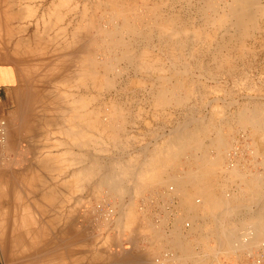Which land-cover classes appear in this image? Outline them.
<instances>
[{
	"label": "bare ground",
	"instance_id": "1",
	"mask_svg": "<svg viewBox=\"0 0 264 264\" xmlns=\"http://www.w3.org/2000/svg\"><path fill=\"white\" fill-rule=\"evenodd\" d=\"M21 1H24V0H0V75L2 73L7 74V76H9V78L11 80V83H12L11 85H13L12 87H13V94H14V96H13L14 97V101H13L14 107L13 106L11 107V108H13V110L11 109V111L14 114V120H15V121H12L13 120V115H12L10 117V119L8 118L7 121L5 120V121L1 122V125H2L1 131H2L3 140H4L2 142H5V140H6V142H8L10 145L13 146V143L14 142L16 143V141H14L15 137L16 136L20 137L19 134L23 132V131H17L18 128H19V130L24 129V132H27V135H24L27 138H25L22 135L23 138L26 140L25 142H27V139L29 138L28 135L34 134L33 128H35V130H36V128H37V130L39 128L38 120L36 122L34 121L38 118L41 121L40 126L42 125L43 129L45 128L44 133H46V134L50 133V136H51L50 138H52L53 134L55 135V138H56L57 132L59 133V135H61L60 136L61 138H62V136L67 137V138L65 137L67 139V141H64L63 139H59L57 137V139L59 140V141L57 140L59 143L57 145H55L53 143L54 140H51L52 143L50 141H48L49 142L48 145L50 144L49 147H48V145L46 147H43L44 149L41 147L42 151L39 150L40 148L39 149L37 148L39 153L44 152L42 155L37 156V155L33 154L34 157H32L33 155L31 156L32 159L34 158V160L37 161V162H35L33 160V162L29 163V167H31V168H32V165L33 166L36 165L35 167L37 169L35 167H33L32 168L33 170L36 169L39 171L40 167H42V169L44 168V169H46V171L48 170V172H49V170L54 169L56 172L59 173V175H58V173H55L56 175H58L57 176L58 179H57V177L55 179L53 178V177H55L54 176L55 174L52 175L51 173H49L48 175H49V177H51V180L53 179V180L58 182L59 177L61 175L63 178L62 179L60 177L58 184L56 182L55 184H57V185H55L54 186L55 188L53 189L54 184L52 183L53 184L52 186L49 184V182H51L49 180L50 178L47 176V172L44 171L46 173V176L48 179V180L46 179V181H49L48 182L49 188L52 187V189H50V190H51V192H53L52 190H54V193H51V192L48 193L49 191L47 192V190H49V188L47 190L45 188V191L43 189L42 190L40 189L43 192L39 191V195H40V192L44 195L43 200L45 202L40 200L42 198H37L39 196H37V197L34 196L35 198L39 199L37 201L38 202L41 201L42 205L44 203H45V205H47L46 203H48V205H49L51 199L54 198V196L56 194L58 195L59 191H60L61 196L63 195V197L69 196V195L64 196V193L74 194L75 193V192H73L74 189H79L81 192V191H83V189L85 190V188L88 187V186L85 187V185L88 184L85 182H89L91 179L99 176L100 180H96L99 182H97L95 185L91 186L92 187L91 191H93V193H96L94 196L101 193L102 187L106 186L107 190H109V192L112 193L109 196L110 197L112 196L113 198L119 197V199H121L122 202L119 200L121 203H118V207H119L120 212L117 208H115L116 205H114V207H113V205L107 207V205L104 204L105 202H103L101 204H99V202H98V208H100L103 212H105V215H107V216L111 215L112 213L113 214L114 213L120 214L119 215L120 218L117 222V227L118 228H120V227L129 228V230H131L129 236L133 239V240L131 239L132 242L137 241V240H135V238L138 239V237H139L138 234L144 235V238L146 239V241L150 247L149 248L147 246L148 249L146 248L145 251H147V254H149L148 253L149 249H152V252L153 251L155 252V253L153 252L155 255L153 257V262H151V264L152 263L153 264H187L188 261H190L191 264H209V263H211L212 259H214L215 256H218L219 253L216 254L218 251H216L212 247L210 248L209 245L206 244L208 242V237H207L208 235H203L204 234L203 232L205 230L206 231L205 233H209L210 235L211 234L213 235L216 227L214 228V225H211V223H210V225L208 224L209 226L204 224V223H203L204 225L203 224H197V220L199 218L209 217V218H214V221L216 222L218 220L216 218H218V216L221 214L226 215V216H224V217H227L226 219H228L229 216L231 218V215H233L234 217L242 215L245 217V219H246V217H248L247 220L248 219L249 220L247 222L250 221V224H251L250 225L249 223H247L250 226L248 225V226L244 227L246 229H244V233L242 232V234L239 237L237 235H235L238 233V232L236 233V231L238 230L239 227L236 230V228L233 227L234 225H236V224H234L233 221L230 223L234 224V225H231V226L228 225L227 227L223 226L222 227L223 229H221V230L219 229L217 232L223 236L222 243L220 241L221 247L227 246V247H225V249H227V251L232 252V253H235L237 251L243 252L244 256L242 258H245V260L243 259L245 261V264H249V262H250L249 257L255 258V257H259V256H264V202H263V204L261 203L262 206L260 207V209H258L259 211L257 210V212H253L254 210H251V211L249 210V208H251V206L253 205L252 203H254V201H257L259 203L260 200L264 199V181H262L263 178L261 179V175H259V176L256 174L253 175V173H252V176L250 175V178H247L246 175H247V173L249 174L248 168H246L245 171H241V168L239 169L240 166L239 167L237 166V163L240 164L239 161L237 162L236 159H234V158H232V159L228 158L227 159L228 154H229L231 149L235 150L236 153L238 151H240V149L238 148V146H235V145L232 146L234 143H232L230 145V143L228 142L229 139H227L229 136V132L232 133V131H234L235 129L234 130H230V129L227 130V127H226L227 124H229V123H235V124H238V126H240L241 129H243L244 133H246L245 129H247V127H250L251 129L248 133H246V135L250 136V138L252 140V143L250 145H254L256 148V149L252 150L251 152L254 153V155L256 154V156H258V155L260 156L261 155L260 153H262V156H263V153H264V108H263V106H261L262 102L260 103V106L257 105V102L256 103L253 102L256 105H254V104L252 105L251 103H250V105L248 103H243L242 105L240 104V106L237 109H235L234 112L231 113L230 117L229 116L227 117V115L223 116L222 112L224 109L223 110L220 109V110H222V112L221 111L218 112L217 109L219 110V108H217L215 110V112L216 113L218 112L220 114L222 113L221 115L223 116L222 117L220 115L221 118H219L218 120H216V118L218 117L219 114L217 113V116L213 115L214 114L213 109H212L213 114L212 115L210 114V116L208 115V116L201 117L199 115V118H197V116L195 117V116H193V113H191L192 117L189 118V116H188L187 119L185 118L186 119V120H184L185 122L183 124L181 123L182 126L179 125V127H177V129H175L174 131L170 130L171 132L168 135H165L163 137L162 142L160 144H159V142L161 140L159 142L156 141V143L154 142L155 143V145H154L155 147L153 146L154 149H152L150 151V149H148V147H147V149L150 151V153H149V155L147 154V157L145 158V160H143V159L140 160L141 155H139L140 159L135 158L137 156V152H138L137 151L136 153L134 152V154L132 153L133 155H135L134 159H128V157H127V160H125V159L124 160H115V158H116L115 157L113 159V161L115 160V162L112 161L113 163L108 164V165H110L108 167L104 166L103 164L107 161H105L104 163H101V160H100V159H102L103 154H101L102 157L100 156L101 157L100 159H98L96 156L97 153L100 154L101 147L106 145L109 148H112V147L114 149L116 148L118 151H116L115 153H117V152H123L126 150V148H127L126 144L127 143H125V142L130 143L129 139H127V137H128L127 135L123 139L122 126L118 125V126H120L118 128V126H117L118 120L115 119L116 117L120 118L121 115H123L124 112H126V111H122L123 107L121 106V102H120V106H121L120 107L119 104H117L115 101L112 102V100L110 103H108L107 107H109V109H111V108H113V109H111V110L107 109L105 107L106 103H103V107L106 108V110L102 111V109L100 107L101 105L98 106L99 105L98 102L100 100L98 101V97H95L93 93H92L93 95L92 94L87 95V94H83V93H81L83 95H75L73 93L74 92L76 93V91L73 90L72 94H70V92L65 91L67 88L63 91L64 93L63 92L61 93L62 89H64L63 85H65L66 82L71 80L72 78H75L76 81H75V85H73V86L76 87V89H77V87L78 88L83 87V88H86L85 90L88 93V90H89L88 88L93 87L94 90H97L99 92H101L102 90H105V92H106V91L117 86V83H116L117 81H115L112 78L113 76H110V78H109V74L114 72V71H116V73L118 71L119 73H117V74H120L121 71L118 70L119 67L117 68V66H118L117 64L120 62H123V63H125V65H127L128 68L129 67L133 68L136 71V73H139V72L142 73L144 75V78H147L149 81H150V79H153L154 76L155 77L157 76L156 78L158 79L159 84L153 83V82H151L152 81L151 80L150 82L152 83V87L149 86L150 91H151L150 96L152 97V99H150V100H152V103H153V104L152 103H150V104H152L153 105L152 107L154 108L152 110L155 111L158 108H160V110L161 109L164 110L165 107L174 106V105L180 106L182 108V106L185 105L187 102H189L188 100H190L192 95H195V92L197 91V89H195L196 88L195 84L197 82L194 84L193 83L194 80L192 81L191 77L189 78V75H188L191 67L188 68L184 64L181 66V68H177V66H176L178 60H180L179 57L182 55V52H183L181 49H183L185 47L184 45H185L188 37L187 38H184V37L187 36L186 35L187 30H189V29H187L185 26L184 27L187 30L182 29L184 27H182V28L179 27L181 29H179V28L177 29V28H175L176 26H178V25L175 26L176 23L174 24L175 27H173L174 20L176 19V18L174 19L175 16L173 17V19L170 18V20H167V19L164 20L165 19L164 17H163L164 18L163 19L162 16H159L160 13L158 14V17H161V21H158L157 19L152 18L153 20L148 22V23H146V20H145L144 23H146V25L143 24V25H141L142 27H140L139 24L137 22H135V20L140 22L143 19V21H144L143 17H145L146 14L143 15V17L142 16L139 17L140 19L142 17L141 20L137 17H136L137 19L131 20L129 18V15L131 13L130 11L133 10L132 12H134V9L137 8V7H135L134 4H133V6L135 8L134 7H133V9L130 8V11H129V9H127L126 6H125L126 8L122 6V5H126V4H123V3H125V2H123V0H105L104 2H101L102 8H103V5L105 6V8H106V6L109 7V9L111 11L109 12V10H108V12L112 14V16H109V17H111V19H114V20L115 19L118 20L119 18L122 19L121 20L122 24L119 23L120 25H115V23H114V24H112V27H110V26L106 27L105 25H107V24L104 25L102 23L105 26L104 27L103 25L101 26V24H100L103 21V19H102V21L100 20L101 22L99 21V23H96L98 21H96L95 18H92L90 16H88L89 20L86 22V24L83 23L85 21L84 20L85 14L87 13V9H86V7H87L86 3L87 2H86L85 4L82 5L84 7L83 11L81 10V12L79 13L81 16V19L80 20L79 19L78 20L70 19V21L67 24V27H64V28H66V30H68V33H66L67 35H64L65 38L62 36L64 38L63 39L64 41H62L61 34H60L61 32L59 33V30H60L59 22L62 21L61 18H62L63 14H61V13H63L64 11L61 13H58V12H56L57 11L56 9H57V7L59 8L61 1L63 4L68 0H66V1L65 0H60V1L57 0L58 2H56L55 0L53 1L52 7L53 6L54 7L51 8L52 10L50 12L53 14L51 15V17L49 16L50 17V19L48 18L49 21L42 14H41L42 16H40V17H37L39 14L37 16L32 15L36 12L35 9H37V8L33 9V8H31V5H27V7H30L35 12H32L33 10L31 11L30 9H28V11H27L26 4L23 5L24 7H26V8H24L23 6H21L22 5ZM29 1H32V0H28V2ZM19 3H21V4L19 5ZM24 3H25V1H24ZM56 3L59 5H57ZM68 3H69V1H68ZM99 3L100 2L97 3L98 4L97 6H99V8L97 6H95L98 9H100V7H101L100 6L101 3H100V5H99ZM212 3H209V4L212 5ZM215 3L216 2L213 3L214 8L216 7V6H214ZM17 4L19 5V7L21 9V11H19L20 9L16 8V9H18L19 12L15 10V5H17ZM62 4H61V6H62ZM65 4L67 5V2ZM65 4L63 6H66ZM78 5L76 3L75 7H73V8H75V9L78 8ZM90 5H91V3H90ZM217 5H219V4H217ZM257 6H258L257 0H232L231 2H228V4L225 7L222 8L223 11L221 10V7H220L221 12L215 11L216 15L215 16L213 15V17L210 16L211 17V18H209V19H211L210 22L208 21L209 19L207 20L210 23L209 25H212V27H211L212 33L211 34L208 33V35H207L208 30H205L207 28V26L209 27V25H207V24H206V28L204 29V31L202 29H200L201 28L200 27V28H196L197 30L193 29V31H190V32H194L195 37L193 35L192 36L195 39H198V38L201 39V36H203L204 41L206 39V35L209 39V40L207 39L208 41H210L211 39L214 40V38L217 36L216 34H218L219 32L223 33L222 38L219 37V38H221V40H223L224 38H227L226 36L231 35L232 29L237 30L239 32L242 31V35H240V36L246 37V35H249L251 33L250 32L251 29L254 30V28H256L258 26ZM21 7H23V8H21ZM130 7H132V6H130ZM24 9H26V13H25ZM68 9H70V7ZM71 9H72V7H71ZM148 9H149V6H148ZM215 9L218 10L217 8H215ZM215 9H213V10H215ZM58 10H60V9H58ZM150 10L152 11V9H149V11ZM157 10H158V8H157ZM263 10L264 9H262V11H260V8H259L260 13H263ZM29 11H31V12H29ZM88 11H90V9H88ZM95 11H94V14H95ZM137 11H138V13H136ZM137 11L135 10V14H136V16H139L140 12H139V10H137ZM21 12H23V14ZM28 12H29V14L27 15ZM65 12H66V10H65ZM146 12H148V10H146ZM154 12H151V14ZM50 13H49V15H50ZM105 13H107V12H105ZM105 13H103V14H105ZM79 14L77 13V15H79ZM111 14H109V15H111ZM161 14H163V13H161ZM24 15H26L27 19H29L31 16L37 17V18L35 17L36 21L34 20L35 21V24H34L35 29H33V31H30V28L28 30L26 29L25 24H24L26 18ZM82 15H84V16H82ZM89 15H91V14H89ZM133 15H134V13H132V16ZM148 15H146V16H148ZM152 15L155 16V14H152ZM102 16L104 17V15H102ZM154 16H152V17H154ZM94 17H96V16H94ZM155 17H157V16H155ZM207 17H209V16H207ZM207 17H206V19H207ZM133 18H135V15ZM45 19H46V21H44ZM86 19H87V16H86ZM97 19H99V18H97ZM147 19L151 20V18L150 19L147 18ZM162 19L164 21H162ZM107 21H108V19H107ZM112 21L110 20L111 23L114 22V21L113 22ZM110 22H109V24H110ZM206 22H204V23H206ZM16 24H17V26H16ZM46 24H48L47 25L48 27L50 25V29H47L48 27L46 28ZM92 28L96 29L95 34L91 33ZM185 30H186V32H185ZM218 30H219V32L217 33ZM46 31H48V33ZM188 33H189V31H188ZM63 34H65V33H63ZM152 34H153V36L154 35L158 36L160 43L162 42V44H160V45H164L165 49L167 47V49L164 51L167 52L166 53L167 56L169 54H171V55H169L171 58V59L170 58L169 59L172 60L171 63L166 64L167 62H164L162 59H160L161 60L160 61L159 58H157V57L153 58L155 53L153 54V56H151L152 55L151 53L153 50L150 51L149 47H147V46H149V42L145 46H142L143 49L141 48L139 51L132 50L131 49L132 47L129 49V46L132 43L128 42L127 41L128 39L130 40V39L137 37V38H140V40H141V38L144 37V38H146L145 41L147 39H148L147 41H150V40H152L150 37V36H152ZM190 34H192V33H190ZM125 35L127 37H128V35L133 36V37H130L126 40L128 43L124 39ZM213 35L214 36L216 35V36L213 37ZM188 36H189V34H188ZM204 37H205V39H204ZM228 38H229V40L232 39L230 37H228ZM190 39H188V40H190ZM60 40L63 43L64 42L65 43L64 44L61 43ZM224 40H227V39H224ZM224 40L222 41V43L224 42ZM137 41H139V39ZM132 42H134V41H132ZM138 43H140V42H138ZM207 43H209V45L212 44V43L210 44V42H207ZM207 43L205 42V44H207ZM150 44L152 45V43H150ZM169 44H170V46L171 45L172 46L170 47ZM205 44H204V46H205ZM96 45H97V48H95ZM153 45H154V49H155L156 44H153ZM158 45H159V42H158ZM169 47L171 48V50L168 49ZM133 49H136V48L133 47ZM177 49H179V51H182V52H179V53H181L179 57L176 54ZM117 50L119 51L117 54H120V56L116 55ZM164 51H163V53H164ZM217 52H219V51H217ZM113 55H114V58H112ZM67 56H68V58H67ZM167 56H165V57H167ZM34 57H36V59L38 60L37 66H39V70L41 68L42 69L45 68L44 70L46 71V72L44 71L43 74L40 72L41 70L39 71L40 73L38 72L39 75L36 77L42 76V79L38 78L39 79L38 81L36 80V77H33V74L31 73V71H33L32 69L31 70L29 69L30 72H28V67L29 68L33 67V66H31V61H30V63L28 61L30 60V58H34ZM65 57L67 60L65 59ZM177 57L179 59H177ZM184 57L186 58V56H183V59L185 60ZM28 58H29V60H27ZM47 59H49V60H47ZM221 59H222V57H221ZM26 60L30 65L25 63ZM32 60H34V59H32ZM170 60H168V61L170 62ZM184 60H183V62H184ZM114 61H115V63H114ZM183 62L180 60V62H178V63L181 64ZM32 63L36 65V63H34V61ZM185 64L188 65V63H185ZM121 65H122V63H121ZM217 65L220 66V64H217ZM220 68H221V66L217 69H220ZM36 70H37V68H36ZM207 71H209V70H207ZM35 74H37V73H35ZM210 74H211V71H210ZM213 75H214V73H213ZM190 76H191V72H190ZM213 77H215V76H213ZM43 78H45V79H43ZM133 79L136 80V78H133ZM41 80H45L49 84L52 83L53 86L51 84L50 85L53 88H58L59 86H61L62 88H60V89L58 88L56 93L54 92L55 94L50 95V96H47L49 94H47L45 92L46 93V96H45L42 93L43 88H45L43 86L45 84L44 83L45 81L44 82L42 81L43 82L42 83ZM132 80H130L131 81L130 85H132V83L135 81L134 80L132 82ZM137 80H138V82H137ZM137 80L135 82H137L139 85V83L141 82V79L139 78ZM139 80H140V82H139ZM145 80L142 79V81H143L142 85H144ZM8 81L9 80H7V82ZM73 81H74V79H73ZM149 81L146 83H149ZM71 82H72V80H71ZM135 82L133 84H136ZM47 83H46V85H48ZM67 83H70V82H67ZM115 83H116V86H115ZM146 83H145V86H146ZM66 86L69 87L68 84H66ZM46 88H47V86H46ZM48 88H49V86H48ZM78 91H77V93H79ZM90 92H92V91H90ZM52 93H53V91H52ZM98 93H97V95H98ZM101 93H103V91ZM201 94L203 95V93H201ZM201 94L199 93V96ZM25 96L27 97L26 98L27 101L25 100L26 102L24 101ZM100 97H101V95H100ZM205 97H206V95H205ZM205 97H204V99H205ZM95 104H98V105H95ZM104 104H105V106H104ZM110 104H112L111 107L109 106ZM123 104H125V103H123ZM190 105H192V104H190ZM215 105H217V104H215ZM150 107H151V105H150ZM214 109H215V106H214ZM122 112H123V114H122ZM39 113H41V114H39ZM42 113H44V114H42ZM155 113H153V114H155ZM157 113H159L158 110H157ZM226 113H228V112L226 111ZM191 114H190V116H191ZM232 114H234V115H232ZM38 115H41V116H38ZM170 115L172 117V114H170ZM25 116L27 118V119H25V121L27 122V120H28L30 122L29 125H27L28 122L25 123V125H22L24 123L23 118H25ZM124 116H123V118H124ZM169 116H166V117H169ZM155 117H154V119L156 120L158 118L157 114ZM123 118L122 119L120 118L121 122H122ZM114 120L117 124L114 123ZM169 120H171V119H169ZM16 121H18L17 123H20V121H23V123L21 122L22 124L21 123L17 124L18 125V128H17L16 123H15ZM105 121H106V123H105ZM124 121L125 120H123V122ZM147 123L149 124L150 122H147ZM33 125L38 126V127H32ZM224 125H225L226 129H223ZM230 126H231V124H230ZM230 126L228 125V127H230ZM15 127L17 129H15ZM21 127H22V129H21ZM47 128H50L51 130L48 129V132H46ZM120 129L122 132L120 131ZM225 130H227V131H225ZM240 130H237V132ZM243 131H241V132H243ZM39 133L37 131L36 135H38ZM153 133H152V135H154ZM24 134H26V133H24ZM130 135H129V138L131 140ZM161 135H162V132H161ZM131 136L136 137L134 135H131ZM34 137H35V134H34ZM46 137H49V136L46 135ZM137 137H139V136H137ZM23 138L21 137V141ZM37 138L35 137L32 141L35 140L34 142H36ZM41 138L44 141L41 140ZM233 138H235V137H233ZM45 139H48V138H45ZM45 139H44V137L39 138L40 142L43 141V146H44V144L45 145L47 144ZM125 139H127L128 141L127 140L124 141ZM248 139H249V137L247 138V140ZM19 140H20V138H19ZM136 140H139V138ZM232 140L233 139L231 138L230 141L232 142ZM244 140H245V137H244ZM28 141L32 142L31 140H28ZM39 141L37 140L38 144H40ZM55 141H56V139H55ZM134 141H135V138H134ZM17 142H18V140H17ZM233 142H235V141H233ZM243 142H240V143H243ZM31 144L32 143H30V145L28 146L29 147L28 151L31 150V152H33V151H35L36 147H40L42 142L40 145L36 144L37 146H35V143H33L34 145H31ZM138 144H140V143H138ZM156 144H159V145H156ZM235 144H237V143H235ZM244 144H246V142H244ZM244 144L242 145V148H243V146L246 147ZM10 145H8V149H9V147H11ZM15 145H14V147H16ZM60 145L66 146V147L61 146L64 150L63 149H62V151L59 150ZM148 145H150V144H148ZM32 146L33 147L35 146V149H33ZM240 146H241V144H239V147ZM107 147H104L105 151H108L107 153L110 154ZM53 149H55V151H53ZM141 149H146V148H141ZM210 149H214L215 152L213 150H210ZM56 150H57V152H56ZM103 151H104V149H102L101 153H103ZM111 151H113V149ZM244 151H245V149H244ZM140 152L142 153L143 151H140ZM199 152H201V153L199 154ZM107 153H106V156H107ZM37 154H38V152H37ZM125 154H126V152H125ZM185 154H187V155H185ZM120 155H121V153H120ZM133 155H131V156L133 157ZM29 156H30V154H29ZM36 156H37V158L35 159ZM127 156H128V153H127ZM131 156L129 158H131ZM142 156H144V155H142ZM120 157L118 156L117 158H120ZM184 157H186L185 158L186 163L184 162V164H186V167L185 168L183 167L184 169H182V167H181V170H180L179 168H177V166L181 165V163L183 162L182 159ZM110 158H112V157L110 156ZM110 158H108V159H110ZM121 158L123 159V155ZM32 159L30 158V160H32ZM108 159H106V160H108ZM27 160L30 161L29 158H27ZM111 160H109V161H111ZM109 161H108V163H109ZM34 162H35V164H32ZM20 163H22V162H20ZM263 163H264V161H263ZM22 167H24V166H22ZM246 167H248V166H246ZM32 169H31V171H33ZM27 170L28 169L26 167V169L24 170V173ZM29 171H27V172L29 173ZM31 171H30V175L32 173ZM41 172H42V170L40 169L39 173L37 172L38 175ZM28 173H26V174L30 177V175ZM5 174H6V172H5ZM14 174H15V172H14ZM21 174H23V173H21ZM26 174H25V176H27ZM33 174H34V172H33ZM50 174H51V176H50ZM0 175H2V174H0ZM9 175H10V173H9ZM35 175H34L35 178L34 177H30V178L24 177L22 175L24 179L29 178L28 180H26V182H24L22 184L25 186L27 181H28V183H27L28 185L25 186V187H27L26 188L27 193L24 194L25 196L28 194L30 197L33 196L34 194L36 195L38 184L36 185L37 187L35 186V184L38 181H41V179L44 178V180H45V178H46L45 176H43L44 174H40L39 176L41 178L39 177L40 179L38 178L39 179L38 180ZM6 176H8V174H6ZM64 176H65V178H64ZM12 177L13 176L10 175L9 177H6V178L9 179ZM15 177H16V175H15ZM6 178L4 177V175H2L0 177V180L2 182H4L3 184H5V183L8 184V182L6 181L7 180ZM19 178L20 177H18V180H19ZM12 179L14 180V177ZM23 181H25V180H23ZM55 181H53V182H55ZM60 181H62L61 185H60ZM237 181H242L241 183H243L244 185L242 184L243 186L240 187L241 183L238 184ZM94 182H95V180H94ZM41 183H42V181H41ZM41 183H39V187H40V185H42ZM45 183L47 185V182H45ZM3 184H2V186H3ZM7 184L4 185L5 188L4 187L2 188L3 190H7L9 188V186L7 187ZM234 184H238L236 189L233 188V186H235ZM46 185L44 184L45 187H46ZM44 186L42 185L41 187L44 188ZM0 187H1V185H0ZM17 188H18V186H17ZM12 189H14V188H12ZM15 189H16V187H15ZM55 189L58 190L57 193L55 192ZM63 190H66V191H63ZM100 190H101V192H100ZM146 190L151 193L150 194L152 196L151 198H154L157 202L163 203L162 207H167V205H171V206L175 207L174 208L175 212L173 210L170 211V212H172V211L174 212V214H173V216H171V218H169L167 216V218L160 219L157 222L152 219L151 213H153V211L151 212L150 209H151V207L154 208V206H156L157 204L154 206L152 204L151 205L147 204V203H150L148 200L149 197L146 199L147 195L146 196L143 195L144 191H146ZM8 192H9V189H8ZM45 192L48 193L47 196H49L50 194H52V195L47 197L44 194ZM88 192H89V190L87 191V193ZM15 193L16 192H14V196H15ZM18 193H23V192H18ZM87 193H86V195H87ZM106 193H107V191H106ZM72 194H71V196H72ZM29 196H27V198ZM45 196H46V199H48V201L45 200ZM109 196H107V197H109ZM125 196H131L133 198L135 196L136 199L139 198L138 200L145 197L146 200L141 199L142 205L140 204L141 202H139V204L141 206H138V204L136 205L133 202L134 199L132 200V198L130 200L131 201L130 203L124 202ZM34 197H33V200H34ZM55 197H57V196H55ZM60 198L61 197H58L59 200H60ZM67 198L69 199V197H67ZM12 199H13V197H12ZM58 199H56L58 202L55 200V198L51 202L55 201L56 205H57V203L60 204L62 202V200H61V202H59ZM74 199H76L75 196H74ZM95 199L97 200V198H95ZM105 199H106V195H105ZM33 200H32V202H30V204L27 203V207L30 206L31 204H33ZM71 200H72V198H71ZM99 200H102V199H99ZM68 201L70 202V200H68ZM12 202H13V200H12ZM154 202L155 201H153V204H154ZM65 203H67V201ZM88 203H90V201ZM11 204H13V203H11ZM20 204L21 203H19V205ZM38 204H40V203H38ZM50 204H53V203H50ZM59 204H58V206H59ZM76 204H78V203L76 202ZM76 204H75V206H76ZM90 204H92V203H90ZM45 205H43V206H45ZM54 205L55 204H53V207H54ZM254 205H256V203ZM259 205H260V203H259ZM47 206H45V207H47ZM49 206L52 207V205H49ZM49 206H48V208H49ZM21 208H23V207H21ZM58 209L59 208H57V207L55 208V210L50 209V213L52 214V211H54V213L56 215V212L58 211ZM70 209H69V211H70L69 213H67L68 211L66 212L67 214H70L73 211V208H72V210H70ZM61 210H59V212ZM75 211H76V209H75ZM139 212H141L142 214H140ZM149 212H151V213H149ZM66 213H65V215L67 216ZM44 214H45V217H44L45 221L46 220L48 221V219H46L47 213L44 212ZM59 214H58V216H60ZM73 214L74 213H72V215ZM35 215H38V214L36 213ZM41 215H42L41 217H43V214H41ZM33 217H35V216H33ZM41 217L38 218V219H40V222H39L40 224L38 223L39 225H41L43 223V222H41ZM51 217H49V219ZM37 218H33L32 222L36 221ZM58 218L60 219V217H57V218L55 217V220L57 219L58 221L57 220L56 221L61 223V221H59ZM68 218H69V216H68ZM157 218H156V220H157ZM66 219H67V217H66ZM169 219L172 220V221H170V222H172L171 223L172 227L170 226L171 229L170 230L168 229L170 232L169 231L166 232L165 230L162 229V226L165 222H168ZM245 219L241 221L242 224L243 223L245 224V222H246ZM52 220L53 219H51V221ZM63 220H65V219H63ZM68 220H69V223L67 225L69 227L70 221H73V219L72 220L68 219ZM68 220H66V221L68 222ZM47 221H46V223H47ZM56 221H54V223ZM207 221H208V219H207ZM222 221H224V218ZM225 221L227 222V220H225ZM19 222L21 223V221H19ZM209 222H211V221H209ZM218 222H220V221L218 220ZM54 223H50V224H52L53 228H56V226L54 227V225H53ZM56 224L58 227L59 223H56ZM62 224H66V223H62ZM221 224L222 223L220 222L218 227ZM226 224H229V221ZM21 225L23 226V223ZM165 225L167 226V224H165ZM223 225H224V222H223ZM29 227H31V226H29ZM66 227L67 226H65L63 228H66ZM240 227H243V226H240ZM40 228H41V226H40ZM67 228L65 230H67ZM42 229H45V223H44V227H42ZM70 229H68V231H70ZM22 230H23V227H22ZM245 230H247L246 233H245ZM40 231H42V230H40ZM60 231H61L62 235L64 234L66 236L67 231H63V232H62V230H60ZM186 231L189 232L190 234H193L195 232L200 233L199 237H201V238L198 241H200V242L204 241L205 246H208V247L204 248V249H206L204 254L196 253V249H194L195 241H193L191 239H187V238H189L188 237L189 235L186 234ZM64 232H66V234ZM75 232H77V231L75 230ZM239 232H240V229H239ZM48 233H46V234H48ZM54 233L57 234L56 232H54ZM38 234H40V233H38ZM78 234H79V232H78ZM43 235H44V233H43ZM58 235H59V233H58ZM58 235H55L56 236L55 241H52L50 239L52 241V246L56 242V247H58V249L56 248L57 250H59V248L61 249L63 244L66 242L68 243L67 245L70 244V247H71V245L74 242L71 244L70 241H73L75 239V237L77 236L74 233L75 237L73 240H72V236H73L72 234H70L71 240L69 237H68L69 240H68V238H66V239L64 238L65 240H61L62 236H60L59 239L61 241H65L63 243V242H60L59 239L57 240V238L59 237ZM70 235H67V236H70ZM41 236H42V234H41ZM234 236L238 237V239H236L235 241L233 240ZM30 237H31V233H30ZM34 237L35 238H33V239H36L35 235H34ZM45 237L47 238V236H45ZM53 237H54V235H53ZM53 237H52V239L55 238V237L54 238ZM84 237H86V236H84ZM130 237H129V241H130ZM27 238H29V236H27ZM38 239H40V238H38ZM107 239H108V237H107ZM192 239H194V238H192ZM44 240H45V238H44ZM66 240H68L69 242ZM198 241H196V242H198ZM104 242H106V240ZM104 242H103V244H104ZM60 243L61 244L63 243V244L60 246ZM43 245H44V243H43ZM137 245H138V243H137ZM49 246H51V244ZM73 246H75V244H73ZM215 246H217V245H215ZM65 247H62L63 253L61 250L59 252H57V250H56V252H57L56 260H54L52 258L53 261H55V262H53L51 260L52 263L56 264V261H57L58 264H66L69 262L71 264L72 263L76 264V260L78 258L77 255H75V253L77 252L76 249L72 250V252L76 251L75 253L73 252L74 253L73 254L71 252V250H67V249H65ZM70 247H68V249H70ZM219 247L217 248L218 250H219ZM43 248H45L44 250L46 252L47 251L46 246L42 247L41 248L42 251L40 250V252L44 251ZM71 248H73V247H71ZM81 248H83V247H81ZM88 249H89V247H88ZM105 249H106V247H105ZM90 250L92 251V249H90ZM90 250H88V251H90ZM26 251H27V249H26ZM36 251H39L38 248L36 249ZM66 251H68V254L66 253ZM69 251L72 253V255H71L72 257L68 256L70 253ZM91 251H90V253H91ZM97 251H98V249H97ZM40 252H38V254ZM80 252H78V253H80ZM94 253L96 254V252H94ZM153 253H151V254L153 255ZM97 254H98V252H97ZM100 254H102V252ZM20 255H21V253H20ZM31 255H34V254H31ZM36 255H37V252H36ZM44 255H45V253H44ZM152 255H151V258H152ZM37 256L33 260L37 261L39 259V258H37ZM54 256H55V253L52 257H54ZM86 256H88V255H86ZM99 256H101V255H99ZM237 256H239V255H237ZM46 257H48V255ZM132 257H134V256H132ZM143 257H144V255H143ZM43 258H41V259H43ZM27 259H28V257H27ZM66 259H68V260L70 259V260L67 261ZM80 259L83 260V257ZM103 260H104V258H103ZM124 260H125V257H124ZM127 260H128V258H127ZM215 260H217V259H215ZM218 260H219V258H218ZM39 261H41V260L39 259ZM39 261L34 262V263L39 264L40 263ZM96 261H98V260H95V262ZM28 262H29V260H28ZM45 262L46 261L43 260V263H45ZM93 262H91V263L93 264ZM254 262H256V261H254ZM0 263L2 264L1 261H0ZM31 263H33L32 260H31ZM31 263H29V264H31ZM49 264H51V263H49ZM216 264H218V263H216ZM238 264H240V263H238Z\"/></svg>",
	"mask_w": 264,
	"mask_h": 264
},
{
	"label": "rangeland",
	"instance_id": "2",
	"mask_svg": "<svg viewBox=\"0 0 264 264\" xmlns=\"http://www.w3.org/2000/svg\"><path fill=\"white\" fill-rule=\"evenodd\" d=\"M24 1H25V3H24ZM24 1H21V3H22V5L21 6H23L24 4H26V7H27V5H31V8H37V9H35V11L33 10V9H31L30 7H24V8H26L27 9V11H28V9H30L32 12H35L34 14H32V15H38L37 17H40V16H42V15H44L45 16V18H47V20H48V18L50 19V17H51V15L53 14V13H50L51 12V8H53L52 7V3H53V1L54 0H32V1H29L28 2V0H24ZM28 3H27V2ZM56 2H58V1H60V0H55ZM66 1V0H65ZM68 1H69V3H68ZM68 1H66L67 2V5L65 4V3H63L62 4V1L60 2V5L59 4H57V5H59V8L57 7V11L56 12H58V13H61V12H63V13H61V14H63L62 15V18H61V20L62 21H60L59 22V28H60V30H59V33L61 34V39H62V41H64L63 39L65 38V36L64 35H67L66 33H68V30H66V28H64V27H67V24H68V22L70 21V19H72V20H80L81 19V16H80V12H81V10L83 11V4H85L86 2V9H87V13L85 14V21L83 22V23H85L86 24V22L89 20V18H88V16H90V17H92V18H95L96 19V21H98V22H96V23H99V21L101 20L102 21V19H103V21L100 23L101 24V26L104 24H107V25H105L106 27H112V24H114L115 23V25H120V24H122V19H118V20H114V19H111V17H109V16H112V14L111 13H109L111 10L109 9V7H107L106 6V8H105V6L103 5V8H102V3L101 2H104L105 0H68ZM72 1V2H71ZM76 1V2H75ZM232 0H123V2H125V3H123V4H126V5H122L123 7H127V9H129V11H130V8H132L133 9V4L135 5V7H137L136 9H134V12H132V11H130L131 13H130V15H129V18L132 20V19H137V18H139L140 16H142L143 17V15H148V16H146L145 15V17H143L144 18V21H143V19H142V17H141V19H142V21H140V22H138L137 20H135V22H137L138 24H139V26L140 27H142L141 25H146V23H148V22H150V21H152L153 19H157L158 21H161V17H158V14H159V16H162V18L164 19V20H170V18H172L173 19V17H174V23H173V27H175L176 25H178V26H176L175 28H179V27H186L187 29H189V30H187L185 27L184 28H182V29H186L187 30V36H185L184 38H187V40H186V43H185V49L183 48V49H181L182 51H179V49H177L176 51V54L178 55V57L180 56V54L181 53H179V52H182V57L180 56L179 58H180V60L183 62V56H186V58H185V60H184V62L183 63H178V62H180V60H178V62H177V68H181V66L184 64L185 66H187L188 68H190L191 67V69H190V71H189V78L191 77V79H192V81H193V83L195 84L196 82V84H195V89H197V93L199 92L200 94L201 93H203V95L201 94L200 96H199V93L197 94L196 92H195V95H192V97L190 98V100H188L189 102H187L185 105H183L182 106V108L180 107V106H177V105H174V106H167V107H165V109L164 110H160V108H158V109H156L155 111L154 110H152V109H154L152 106V100H150V99H152V97L150 96L151 95V91H150V88H149V86L150 87H152V83L151 82H153V83H158L159 81H158V79L154 76L153 77V79H150V81L147 79V78H144V75L142 74V73H136V71L133 69V68H128L127 67V65H125V63H123V62H120V63H118L117 65V68L119 67V69L118 70H120L121 72H120V74H117V73H119L118 71H117V73H116V71H114V72H112V73H110L109 74V78H110V76H113L112 78L115 80V81H117L116 83H117V86H116V83H115V86L116 87H114V88H112V89H110V90H108V91H106L105 92V90H102L103 91V93H101V92H99V91H97V90H94L93 89V87H91V88H88L89 90H88V93H87V91L85 90L86 88H83V87H80V88H78L77 87V89L79 90H77L76 89V87H74L73 85H75V81H76V79L75 78H72L71 80H72V82H71V80H69V81H67V82H70V83H67L66 82V84H68V86L69 87H67L66 86V84L65 85H63L64 86V89H62V91H61V93L65 90V91H67V92H70V94H72V91L74 90V91H76V93L74 92L73 94H75V95H83V94H89V95H91L92 93L94 94V96L95 97H98V101L101 103H99L98 102V104H95V105H98V106H100L101 107V109H102V111H105L106 110V108L107 109H109V107H107L108 106V103H110L111 102V100H112V102L113 101H115L117 104H119V106H120V102H121V106L123 107L122 108V111H126V112H124V114H123V112H122V114L123 115H121V119L123 118V116H124V118H123V120H125L124 122H123V120H122V122H121V120H120V118H115V119H117L118 121H117V123L115 122V120H114V123L115 124H117V126L118 125H121L122 126V130H123V132L121 131V129H120V131L122 132V135H123V139L126 137V135L128 136L127 137V139H129V142L130 143H128V142H125V143H127L126 145H127V148H126V150L125 151H123V152H117V153H115L116 151H118L116 148L114 149L113 147L112 148H109V147H107L106 145L105 146H103V147H101V151H102V149H104V151H105V148L104 147H107V149L109 150V153L111 154H108L107 152L108 151H103V153H101V151H100V154L99 153H97L96 154V156H97V158L98 159H100L102 156V159H100L101 160V163H104L105 161H107V162H105L103 165L104 166H110V165H108V164H111V163H113V162H115V160H127V157H128V159H134V156L135 155H133L134 154V152L136 153L137 151V156L135 157V158H139V155H141L140 156V160H145V158L147 157V154L149 155V153H150V151L152 150V149H154L153 148V146L155 145V143H156V141L157 142H159L160 140V142H159V144L162 142V139H163V137L165 136V135H168L171 131L170 130H172V131H174L175 129H177V127H179V125H181L182 126V124L185 122L184 120H186L187 118H188V116H189V118L190 117H192V114L191 113H193V116H197V118H199V115L201 116V117H203V116H210V114L212 115L213 113V111H212V109L214 110V114L213 115H215V116H217V113L219 112V111H221L222 112V110H223V116H226L227 115V117L229 116H231V113L232 112H234L235 111V109H237L239 106H240V104L242 105L243 103H248L249 105H250V103L253 105L254 103H256L257 102V105L258 106H260V103H261V106H263V108H264V10H263V13H260V11H262V9H264V0H257L258 1V6H257V13H258V18H257V22H258V26L256 27V28H254V30L253 29H251L250 30V34L249 35H246V37L245 36H240V35H242V31H237V30H234V29H232L231 30V35L230 36H226L227 38H224V39H227V40H224V42L222 43V41L223 40H221V38H222V34L223 33H220L219 32V30L217 31V33L218 34H216L215 36L217 37H215L214 35H213V37H215L214 38V40H210V41H208L209 39H208V37H207V35H208V33H212V25H209L210 23V21H211V19H209V18H211L210 16H212L213 17V15L215 16L216 15V13H215V11H217V12H221V10H222V8L223 7H225L227 4H228V2H231ZM260 1V2H259ZM98 2H100L101 3V5H100V3H99V5L101 6L100 7V9H98L99 8V6H97L98 4ZM127 2V3H126ZM137 2V3H136ZM208 2V3H207ZM214 2H216L215 4H214V6H216L215 8H217L218 10H216L214 7H213V3ZM227 2V3H226ZM17 3V2H16ZM21 3H19V5L21 4ZM75 3V4H74ZM76 3H77V5H78V8H73V7H75V5H76ZM90 3H91V5H90ZM93 3V4H92ZM209 3H212V5H210ZM226 3V4H225ZM61 4H62V6H61ZM66 5V6H63V5ZM210 6H209V5ZM217 4H219V5H217ZM19 5L17 4V5H15V10L16 11H18V9H20V7H19ZM74 5V6H73ZM208 5V6H207ZM18 6V7H17ZM95 6H97L98 8H96ZM130 6H132V7H130ZM147 6V7H146ZM148 6H149V9H152V11L150 10L149 11V9H148ZM261 6V7H260ZM23 7H21V8H23ZM63 7V8H62ZM67 7V8H66ZM70 7V9H68ZM71 7H72V9H71ZM125 7V8H126ZM134 7V8H135ZM212 7V8H211ZM220 7H221V10H220ZM16 8H18V9H16ZM155 8V9H154ZM157 8H158V10H157ZM259 8H260V11H259ZM26 9H24V11H25V13H26ZM50 9V10H49ZM58 9H60V10H58ZM74 9V10H73ZM88 9H90V11H88ZM96 11H95V10ZM107 9V10H106ZM148 10V12H146V10ZM212 9V10H211ZM213 9H215V10H213ZM49 10V11H48ZM65 10H66V12H65ZM69 10V11H68ZM104 10V11H103ZM108 10H109V12H108ZM135 10L137 11V10H139V16H136V14H135ZM19 11H21V9L19 10ZM18 11V12H19ZM23 11V10H22ZM23 11V12H24ZM31 11H29V12H31ZM47 11V12H46ZM79 11V12H78ZM94 11H95V14H94ZM103 11V12H102ZM142 11V12H141ZM155 11V12H154ZM214 11V12H213ZM223 11V10H222ZM23 12H21L22 14H23ZM29 12L27 13V15L29 14ZM50 13V15H49V13ZM105 12H107V13H105ZM151 12H154V13H152V14H155V16H157V17H155L154 15H152L151 14ZM24 13V14H25ZM71 13V14H70ZM76 13V14H75ZM77 13L79 14V15H77ZM103 13H105V14H103ZM132 13H134V15H135V18H133L134 17V15L132 16ZM136 13H138V11L136 12ZM143 13V14H142ZM161 13H163V14H161ZM215 13V14H214ZM31 14V13H30ZM42 14V15H41ZM65 14V15H64ZM89 14H91V15H89ZM109 14H111V15H109ZM47 15V16H46ZM102 15H104V17L102 16ZM107 15V16H106ZM154 16V17H152V16ZM171 15V16H170ZM25 16V18H26V15H24ZM35 16V17H36ZM50 16V17H49ZM66 16V17H65ZM68 16V17H67ZM73 16V17H72ZM82 16H84V15H82ZM86 16H87V19H86ZM94 16H96V17H94ZM177 16V17H176ZM207 16H209V17H207ZM32 17V18H31ZM29 19H27L26 18V20H25V27H26V29L28 30L29 28H30V31H33V29H35L34 27V24H35V17L34 16H31ZM36 17V18H37ZM72 17V18H71ZM137 17V18H136ZM151 18V20H148L147 18ZM167 17V18H166ZM169 17V18H168ZM206 17H207V19H206ZM97 18H99V19H97ZM153 18V19H152ZM107 19H108V21L110 22V20L113 22V23H111L110 22V24H109V22L107 21ZM140 19V18H139ZM140 19V20H141ZM162 19V21H164ZM209 19V20H208ZM35 20V21H34ZM145 20H146V23H144L145 22ZM207 22H206V21ZM29 21V22H28ZM44 21H46V19L44 20ZM49 21V20H48ZM117 21V22H116ZM179 21V22H178ZM43 22V21H42ZM76 22V21H75ZM107 22V23H106ZM143 22V23H142ZM204 22H206V23H204ZM48 23V22H47ZM103 23V24H102ZM120 23V24H119ZM176 23V24H175ZM49 24V23H48ZM48 24H46V28L48 27L47 25ZM109 24V25H108ZM174 24H175V26H174ZM206 24L207 25H209V27L207 26V28H206ZM65 25V26H64ZM103 25V26H104ZM16 26H17V24H16ZM62 26V27H61ZM104 26V27H105ZM201 27V28H200ZM181 28H179V29H181ZM196 28H200V29H202L203 31H204V29L205 30H208V32H207V35H206V39H205V37H204V39H205V41L203 40V36H201V39L200 38H198V39H195V38H193V36H194V32H190V31H193V29H196ZM210 28V29H209ZM47 29H50V25H49V27L47 28ZM46 29V30H47ZM96 29H94V28H92V34H95V31ZM186 30H185V32H186ZM197 30V29H196ZM50 31V30H49ZM188 31H189V33H188ZM210 31V32H209ZM47 33H48V31H46ZM206 32V31H205ZM240 34H239V33ZM63 33H65V34H63ZM190 33H192V34H190ZM238 33V34H237ZM188 34H189V36H188ZM205 34V33H204ZM193 35V36H192ZM64 38H63V37ZM205 36V35H204ZM232 36V37H231ZM240 36V37H239ZM130 37H133V36H129L128 35V37L125 35V41L128 39V38H130ZM151 37V39L153 40H150V41H145V39L146 38H144V37H142L141 38V40H140V38H137V37H135V38H133V39H128L127 41L128 42H131L130 44L132 45H130L129 46V49L131 48L132 50H135V51H139L141 48L143 49V47L142 46H145L146 44H148V42H149V46H147V47H149V49H150V51H152V55L151 56H153V54H154V56H153V58L154 57H157V58H159V60L160 59H162L164 62H167L166 64H169V63H171V61L172 60H170L171 58H170V56L169 55H171V54H169L168 56H167V52L166 51H164V50H166L167 49V47H166V49H165V46L164 45H160V44H162V42L160 43V40H159V38H158V36L157 35H154L153 36V34H152V36H150ZM157 37V38H156ZM195 37V36H194ZM219 37H221V38H219ZM228 37H230V38H232L231 40H229V38ZM191 38V39H190ZM193 38V39H192ZM197 38V37H196ZM136 39V40H135ZM139 39V41H137ZM188 39H190V40H188ZM208 39V40H207ZM218 39V40H217ZM157 40V41H156ZM207 40V41H206ZM221 40V41H220ZM229 40V41H228ZM61 40H60V42L61 43H63ZM126 41V42H127ZM132 41H134V42H132ZM193 41V42H192ZM202 41V42H201ZM218 41V42H217ZM220 41V42H219ZM127 42V43H128ZM136 42V43H135ZM138 42H140V43H138ZM146 42V43H145ZM158 42H159V45H158ZM205 42L207 43V42H210V44L211 45H209V43H207V44H205ZM65 43V42H64ZM63 43V44H64ZM150 43H152V45L150 44ZM203 43V44H202ZM217 43V44H216ZM219 43V44H218ZM144 44V45H143ZM153 44H156L155 45V49H154V45ZM204 44H205V46H204ZM223 44V45H222ZM225 44V45H224ZM141 45V46H140ZM151 45V46H150ZM207 45V46H206ZM209 45V46H208ZM222 45V46H221ZM138 46V47H137ZM169 46H170V44H169ZM172 46V45H171ZM170 46V47H171ZM193 46V47H192ZM133 47H135L136 49H133ZM162 49H161V48ZM168 48L169 50H171V48ZM226 47V48H225ZM95 48H97V45H96V47ZM138 48V49H137ZM164 48V49H163ZM173 48V47H172ZM196 50H195V49ZM161 49V50H160ZM157 50V51H156ZM51 51V50H50ZM163 51H164V53H163ZM195 51V52H194ZM217 51H219V52H217ZM119 51L117 50L116 51V55L117 56H120V54H117ZM49 53V52H48ZM100 53V52H99ZM157 53V54H156ZM194 53V54H193ZM219 53V54H218ZM158 55V56H157ZM216 55V56H215ZM165 56H167V57H165ZM214 56V57H213ZM226 58H225V57ZM49 57V56H48ZM112 57V56H111ZM164 57V58H163ZM177 57V59H179ZM221 57H222V59H221ZM229 57V58H228ZM50 58V57H49ZM67 58H68V56H67ZM112 58H114V55H113V57ZM167 58V59H166ZM170 58V59H169ZM217 58V59H216ZM228 58V59H227ZM32 59H34V60H32ZM36 57H34V58H30V60H29V58L27 59V60H29L28 62L30 63V61H31V66H33V67H31V68H29L28 67V72H30V70L32 69L35 73H37V74H35L33 71H31V73L33 74V77H36V76H38L39 75V73L41 72L42 74L44 73V69L45 68H41L40 70H39V66H37V64H38V60L36 59ZM65 59H66V57H65ZM219 59V60H218ZM27 60L25 61V63H27L28 65H30L28 62H27ZM47 60H49V59H47ZM67 60V59H66ZM168 60H170V62L168 61ZM227 62H226V61ZM34 61V63H36V65L35 64H33L32 62ZM37 61V62H36ZM161 61V60H160ZM162 61V62H163ZM188 61V62H187ZM221 61V62H220ZM225 61V62H224ZM114 63H115V61H114ZM117 63V62H116ZM121 63H122V65H121ZM185 63H188V65H186ZM224 65H222V64ZM40 64V63H39ZM180 64V65H179ZM203 64V65H202ZM217 64H220V66H221V68L220 69H217V68H219L220 66L219 65H217ZM21 65V64H20ZM36 66V67H35ZM124 66V67H123ZM126 66V67H125ZM36 68H37V70H36ZM30 69V70H29ZM204 69V70H203ZM216 69V70H215ZM124 70V71H123ZM207 70H209V71H207ZM221 70V71H220ZM37 71V72H36ZM40 71V72H39ZM43 71V72H42ZM123 71V72H122ZM134 71V72H133ZM206 71V72H205ZM210 71H211V74H210ZM39 72V73H38ZM46 72V71H45ZM190 72H191V76H190ZM213 73H214V75H213ZM142 74V75H141ZM209 74V75H208ZM41 75V74H40ZM115 75V76H114ZM121 75V76H120ZM135 75V76H134ZM220 75V76H219ZM141 76V77H140ZM213 76H215V77H213ZM217 76V77H216ZM115 77V78H114ZM143 77V78H142ZM38 78H41L42 79V76L41 77H36V80L38 81L39 79ZM133 78H136V80L137 79H141V82H140V80H139V85H138V80H137V82H135L136 80L135 79H133ZM43 79H45V78H43ZM73 79H74V81H73ZM133 79V80H132ZM142 79H146L144 82L146 83V82H148L149 81V83L151 84H149V83H146V86H145V83H144V85H142L143 83V81H142ZM7 80H9L8 82H10L11 83V80H10V78H9V76H7V74H4V73H2L1 75H0V82H7ZM130 80H132V82L134 81L136 84H133L132 83V85H130L131 84V81ZM148 80V81H147ZM157 80V81H156ZM44 82L45 80H41V82ZM42 82V83H43ZM74 82V83H73ZM45 84L43 85L45 88H43V90H42V93L46 96V93L47 94H49V95H47V96H50V95H54L55 93H56V91L58 90V88L60 89V88H62L61 86H59L58 88H53V87H51V85H52V83H47L46 81L44 82ZM46 83L48 84V85H46ZM77 83V82H76ZM120 83V84H119ZM12 84V83H11ZM70 84V85H69ZM141 84V85H140ZM159 84V83H158ZM72 85V86H71ZM135 85V86H134ZM46 86H47V88H46ZM48 86H49V88H48ZM53 86V85H52ZM71 86V87H70ZM198 86V87H197ZM11 87H12V85H11ZM73 88V89H72ZM1 89H2V87H0V92H1ZM56 89V90H55ZM76 89V90H75ZM91 89V90H90ZM199 89V90H198ZM11 90H13V87H12V89ZM45 90V91H44ZM94 90V91H93ZM44 91V92H43ZM52 91H53V93H52ZM77 91L79 92V93H77ZM90 91H92V92H90ZM97 91V92H96ZM46 92V93H45ZM55 92V93H54ZM90 92V93H89ZM100 94H99V93ZM64 93V92H63ZM81 93H83V94H81ZM97 93H98V95H97ZM68 94V93H67ZM92 94V95H93ZM184 94V93H183ZM43 95V96H44ZM100 95H101V97H100ZM205 95H206V97H205ZM24 96V95H23ZM202 96V97H201ZM204 97H205V99H204ZM14 98V97H13ZM23 98V97H22ZM27 97L25 96L24 97V101L26 100L27 101V99H26ZM102 100V101H101ZM146 100V101H145ZM196 100V101H195ZM25 101V102H26ZM105 101V102H104ZM150 101V102H149ZM119 102V103H118ZM254 102V103H253ZM103 103H106V106H105V104H104V106L106 107V108H104L103 107ZM123 103H125V104H123ZM150 103H152V104H150ZM201 103V104H200ZM203 103V104H202ZM190 104H192V105H190ZM215 104H217V105H215ZM111 105L112 104H110L109 106L111 107ZM150 105H151V107H150ZM219 105V106H218ZM238 105V106H237ZM254 105H256V104H254ZM94 106V105H93ZM120 106V107H121ZM214 106H215V109H214ZM97 107V106H96ZM213 107V108H212ZM126 110H125V109ZM142 108V109H141ZM217 108H219V110L217 109ZM104 109V110H103ZM111 109H113V108H111ZM111 109H109V110H111ZM189 109V110H188ZM217 109V113L215 112V110ZM220 109H222V110H220ZM71 110V109H70ZM108 110V111H109ZM157 110H158V112L159 113H157ZM174 110V111H173ZM68 111V110H67ZM154 111V112H153ZM161 111V112H160ZM167 111V112H166ZM189 111V112H188ZM192 111V112H191ZM226 111L228 112V113H226ZM70 112V111H69ZM128 112V113H127ZM156 112V113H155ZM200 112V113H199ZM11 113H12V111H11ZM71 113V112H70ZM153 113H155V114H152ZM186 113V114H185ZM188 113V114H187ZM230 113V114H229ZM39 114H41V113H39ZM42 114H44V113H42ZM156 114H157V116H158V118L155 120L154 119V117L156 116ZM159 114V115H158ZM162 114V115H161ZM166 114V115H165ZM170 114H172V117H171V115ZM190 114H191V116H190ZM219 115H218V117L216 118V120H218L219 118H221L220 117V113H218ZM229 114V115H228ZM153 117H152V116ZM161 115V116H160ZM170 115V116H169ZM221 115V116H222ZM232 115H234V114H232ZM38 116H41V115H38ZM166 116H169V117H166ZM187 116V117H186ZM222 116V117H223ZM24 117V116H23ZM156 118V117H155ZM165 120H164V119ZM186 118V119H185ZM24 119V123H23V121H20V123L22 124V125H25V123H27V125H29L30 124V122L27 120V122L25 121V119H27L26 118V116H25V118H23ZM169 119H171V120H169ZM7 121L8 120V118H6V117H2V118H0V152L1 153H3V152H14V154H15V156H19V159L17 160V159H15L14 161L13 160H10L9 162H10V165H6V163L8 162L7 160H2V162H4L5 163V165H3L2 167H0V174H2V175H4V177L6 178V177H9L10 175H12L13 177H14V180L12 179V178H6L7 180V182H8V184L7 183H5V184H3L4 182H2L1 180H0V185H1V187H0V261L2 262V264H29V263H31V260H32V262L34 263V262H37V261H39V259L41 260V261H39L40 263L39 264H49V263H51V264H55V263H52V261H53V259L54 260H56V256H57V252H59L60 250L62 251L63 250V248L62 247H65L68 243L66 242V243H64L65 241H61V240H65L66 238H70V240H71V235L70 234H72L73 236H72V240L74 239V233L77 235L76 237H75V239L73 240V241H70L71 242V244L73 243V244H75V246H73V244L71 245V247H73V248H71L70 247V244L69 245H67L68 247H70V249H68V247L66 246L65 247V249H67V250H71V252H72V250L73 249H76V253H75V255H77V260H76V264H92L91 262H95V260H98V261H96L95 263L93 262V264H151V262H153V257H154V253L152 252V249H149V251H148V253L149 254H147V251H145L146 250V248H147V246L149 247V244L147 243V241H146V239L144 238V235L143 234H138L139 235V237H138V239H136L135 238V240H137L136 242L135 241H131V237L129 236V234H130V231L131 230H129V228H122V227H120V228H118L117 227V222H118V220H119V215L120 214H117V213H112L111 215H105V212H103L100 208H98V202H99V204H101V203H103V202H105L104 204H106L107 205V207H109V206H112L113 205V207H114V205H116L115 206V208H117L118 210H119V207H118V203H121L122 202V200L121 199H119V197H110L109 195L110 194H112L111 192H109V190H107V187L106 186H103L102 187V192H101V190H100V192L101 193H99L98 195H96V196H94L96 193H93V191H91V186H93V185H95L97 182H99V181H96V180H100L99 178V176L98 177H95V178H93L94 180H95V182H94V180L93 179H91L89 182H85V183H88L87 185H85V187H87V188H85V190L83 189V191H81L80 192V190L79 189H74L73 190V192H75L74 194H72V196H71V194H69L68 192V194H66V193H64V196L65 195H69V196H67V197H69V199L65 196V197H63V195L61 196V194H60V191L58 192V190H56L55 189V192L57 193L58 192V195L56 194L55 196H57V197H55L54 196V198H55V200L56 199H58V197H61L60 198V200H59V202H61V200H62V202L59 204V203H57V205H56V202L54 203V202H51L54 198H52L51 199V201H50V203H53V204H55L54 205V207L56 208H59L58 209V211L56 212V215H55V213H54V211H52V214L50 213V209H53V210H55V208L53 207V204H50L49 203V205H52V207L51 206H49L48 205V203H46L48 206H49V208H48V206L47 205H45V203L43 204V205H45V206H47V207H45V206H43L41 203V201L40 202H38L37 200H39V199H37V198H42V199H40V200H42L43 202H45L43 199H44V195L41 193V192H43V191H41L42 189L45 191V188H46V190L49 188V184L52 186L53 184V189L55 188L54 186L55 185H57L58 184V182H59V180H60V177L62 178V175L59 177V180H58V182L57 181H55V180H53V181H55V182H53L52 180H51V177H49V173H51L52 175H54L55 173H58V172H56L54 169L53 170H49V172H48V170L46 171V169H42V167H40V169L42 170V172L40 173V174H44L43 176H45L46 178H45V180H44V178L43 179H41V181H42V183H41V181H38L41 177L38 175V173H39V171H40V169H39V171L38 170H36L37 168L35 167L36 165H32V168L33 167H35L36 169H32L31 167H27V171H31V169L33 170V171H31L32 173H31V175H30V171H29V173L27 172V171H25V173H24V170L26 169H24L22 166H23V160H22V156H24L23 154H25V156H28V158H29V160H30V158L32 159V157H34V155H37V156H39V155H42L44 152H40L39 153V151L37 150V148L40 150V151H42V149H41V147L43 148V147H46L47 145H48V141H50L51 143H52V141L51 140H54V144L55 145H57V144H59L58 143V139H57V137L59 138V139H63L64 141H67V137L65 138V137H63L62 136V138L60 137L61 135H59V133L57 132V134L59 135H57L56 134V138H55V135L53 134L52 135V138H50L51 136H50V133L48 134H46V133H44V129H43V126L41 125L40 126V124H41V121L39 120V118L38 119H36V120H34L35 122L38 120V126H39V128H38V130H37V128H36V130H35V128H33V132H34V134H35V137L37 138L36 139V142H37V140L39 141V138L40 137H44V139L45 138H48V139H45V141H46V145L44 144V146H43V139L41 138V140H43V141H41L42 142V144H41V142H40V144L42 145H40V144H38V142L36 143V142H34V141H32L35 137H34V134L32 135H30L29 133V138L27 139V142H25L26 140L23 138V136L24 135H27V132H24V129L23 130H19V128H18V125L17 124H20V123H17L18 121H16L15 123H16V126H17V128L15 127V129H17V131H23L22 133H20L19 134V136L20 137H15V139H14V141H16V143L14 142L13 143V146L12 145H10L8 142H6V140H5V142H2V141H4L3 140V135H2V131H1V128H2V125H1V122L2 121ZM148 120V121H147ZM163 120V121H162ZM12 121H15L14 120V114H13V120ZM120 121V122H119ZM165 121V122H164ZM169 121V122H168ZM172 121V122H171ZM180 121V122H179ZM126 122V123H125ZM147 122H150L149 124L147 123ZM167 122V123H166ZM178 122V123H177ZM105 123H106V121H105ZM169 123V124H168ZM173 123V124H172ZM182 123V124H181ZM230 124H231V126H230ZM234 124V125H233ZM37 125V124H36ZM164 125V126H163ZM177 125V126H176ZM228 125L230 126V127H228ZM38 126H35V125H33L32 127H38ZM45 126V125H44ZM42 127V128H41ZM120 126H118V128H119ZM223 127V126H222ZM227 130L228 129H230V130H234V131H232V133H230L229 132V136H228V138L227 139H229L228 140V142L230 143V145L232 144V143H234L232 146H238V148L240 149V151H238L237 153L235 152V150H233V149H231L230 150V152H229V154H228V157H227V159L229 158H234V159H236V161L238 162H240V164L239 163H237V166L239 167V169L241 168V171H245V169L246 168H248L249 170H248V172H249V174L247 173V175H246V177L247 178H250V175L252 176V173H253V175H261V179H262V181H264V163H263V161H264V153H263V156H262V153H260L261 155L259 156H256V154L254 155V153H252L251 151L252 150H254V149H256L255 148V146L254 145H250L251 143H252V140H251V138H250V136H247L246 135V133H248L249 131H250V127H247V129H245V131H246V133H244V131H243V129H241V127L240 126H238V124H235V123H229V124H227ZM226 127H225V125H224V128L223 129H226ZM233 129H232V128ZM158 128V129H157ZM21 129H22V127H21ZM43 129V130H42ZM48 129H50V128H47V130H46V132H48ZM241 129V130H240ZM35 130V131H34ZM40 130V131H39ZM43 132H42V131ZM51 130V129H50ZM154 130V131H153ZM227 130H225V131H227ZM237 130H240V131H238L237 132ZM37 131H38V133L40 134H38V135H36L37 134ZM241 131H243V132H241ZM32 132V133H33ZM154 132V133H153ZM157 132V133H156ZM161 132H162V135H161ZM24 133H26V134H24ZM42 133V134H41ZM127 133V134H126ZM152 133L154 134V135H152ZM156 133V134H155ZM47 136H49V137H46V135ZM134 135V136H136V137H132L131 135ZM158 134V135H157ZM160 134V135H159ZM235 134V135H234ZM23 135V136H22ZM45 135V136H44ZM129 135H130V137H131V140H130V138H129ZM143 135V136H142ZM245 135V136H244ZM31 136V137H30ZM137 136H139V137H137ZM157 136V137H156ZM161 136V137H160ZM21 137L23 138L22 139V141H21ZM25 138H27L26 136H24ZM34 137V138H33ZM56 139V141H55V139ZM233 139L232 140V142L230 141V139L231 138ZM233 137H235V138H233ZM244 137H245V140H244ZM249 137V139L251 140H247V138ZM19 138H20V140H19ZM33 138V139H32ZM134 138H135V141H134ZM139 138V140H136V139H138ZM141 138V139H140ZM157 138V139H156ZM18 140V142H17V140ZM127 139H125L124 141H126ZM24 140V141H23ZM28 140H31L32 142H30V141H28ZM58 140V141H57ZM128 141V140H127ZM134 143H133V142ZM233 141H235V142H233ZM246 142V144H244V142ZM136 142V143H135ZM155 142V143H154ZM240 142H243V143H240ZM8 143V144H7ZM18 143V144H17ZM28 145H27V144ZM30 143H32L31 145H34L33 143H35V146H37V145H40V147H36V149H35V146L33 147V149H35V151H33V152H31V150L30 151H28L29 150V145H30ZM66 143V142H65ZM138 143H140V144H138ZM152 143V144H151ZM154 143V144H153ZM235 143H237V144H235ZM248 143V144H247ZM16 144V145H15ZM37 144V145H36ZM136 144V145H135ZM145 144V145H144ZM147 144V145H146ZM148 144H150V145H148ZM159 144H156V145H159ZM239 144H241V146L239 147ZM245 145L246 147H244L243 146V148H242V145ZM8 145H10L11 147H9V149H8ZM14 145L16 146V147H14ZM19 145V146H18ZM50 145V144H49ZM49 145H48V147H49ZM130 147H129V146ZM26 146V147H25ZM61 146H63V147H66V146H64V145H60L59 147V150H61L62 151V147ZM71 146V145H70ZM145 146V147H144ZM253 146V147H252ZM19 147V148H18ZM28 147V148H27ZM139 147V148H138ZM147 147H148V149H150V151L147 149ZM155 147V146H154ZM141 148H146V149H141ZM7 149V150H6ZM17 149V150H16ZM44 149V148H43ZM106 149V150H107ZM113 149V151H111ZM244 149H245V151H244ZM250 149V150H249ZM13 150V151H12ZM37 150V151H36ZM64 150V149H63ZM210 150H213L214 151V149H210ZM249 150V151H248ZM53 151H55V149H53ZM112 153H111V152ZM132 151V152H131ZM140 151H143L142 153L140 152ZM31 152V153H30ZM36 152V153H35ZM37 152H38V154H37ZM56 152H57V150H56ZM55 152V153H56ZM114 152V153H113ZM125 152H126V154H125ZM215 152V151H214ZM244 152V153H243ZM106 153H107V156H106ZM120 153H121V155H120ZM127 153H128V156H127ZM133 153V154H132ZM139 153V154H138ZM146 153V154H145ZM198 153V152H197ZM201 152H199V154H200ZM29 154H30V156H29ZM34 154V155H33ZM101 154H103L102 156H101ZM113 154V155H112ZM237 154V155H236ZM259 154V153H258ZM20 155H21V157H20ZM33 155V156H32ZM99 155V156H98ZM117 155V156H116ZM122 155H123V159L121 158L122 157ZM131 155H133V157L131 156V158H129ZM142 155H144V156H142ZM146 155V156H145ZM185 155H187V154H185ZM32 156V157H31ZM37 156L35 157V159L37 158ZM101 156V157H100ZM110 156L112 157V158H110ZM120 157V158H117V157ZM230 156V157H229ZM235 156V157H234ZM116 157V158H115ZM108 158H110V159H108ZM115 158V160L113 161V159ZM185 158L186 157H184L183 159H182V163H181V165H179V166H177V168H179L180 170H181V167H182V169H184L185 167H186V164H184V162L186 163V160H185ZM106 159H108V160H106ZM112 159V160H111ZM239 159V160H238ZM256 159V160H255ZM33 160H34V158L32 159V160H30V161H28L29 163L30 162H33ZM109 160H111V161H109ZM35 161V160H34ZM108 161H109V163H108ZM113 161V162H112ZM255 161V162H254ZM14 164H13V163ZM20 162H22V163H20ZM26 162H27V160H26ZM35 162H37V161H35ZM35 162L34 163H32V164H35ZM20 163V164H19ZM242 164V165H241ZM244 164V165H243ZM248 164V165H247ZM184 165V166H183ZM246 166H248V167H246ZM21 167V168H20ZM184 167V168H183ZM245 167V168H244ZM243 169V170H242ZM8 170V171H7ZM13 170V171H12ZM18 171V172H17ZM47 172V176L50 178L49 180L51 181V182H49V181H46V179H47V176H46V173L45 172ZM54 171V172H53ZM5 172H6V174H8V176H6V174H5ZM14 172H15V174H14ZM33 172H34V174H33ZM38 172V173H37ZM44 172V173H43ZM9 173H10V175H9ZM21 173H23V174H21ZM26 173H28L29 175H30V177H34V175L36 176V178L38 179L39 177V179L37 180L39 183H41L43 186H44V184L46 185V183L45 182H47V185H46V187L44 186V188H42L41 186L42 185H40V187H39V183L37 182L36 184H35V186L38 184V188H37V191H36V195L34 194L33 196H29V194L28 195H24L25 193H27L26 191H27V187H25V186H27L28 184V181H27V183H26V185L24 186V185H22L24 182H26V180H28L30 177L26 174ZM25 174L27 175V176H25ZM51 174H50V176H51ZM2 175H0V177L2 176ZM15 175H16V177H15ZM21 175V176H20ZM24 177H29L28 179H24L23 178V176ZM33 175V176H32ZM38 175V176H37ZM58 175H59V173H58ZM58 175H54L55 177H53L54 179L58 176ZM18 177H20L19 178V180H18ZM35 178V177H34ZM64 178H65V176H64ZM57 179H58V177H57ZM56 179V180H57ZM63 179V178H62ZM23 180H25V181H23ZM44 180V181H43ZM48 180V179H47ZM93 180V181H92ZM19 183H18V182ZM16 182V183H15ZM36 182V181H35ZM48 182H49V184H48ZM57 182V184H55ZM92 184H91V183ZM238 183H241L242 181H237ZM53 183V184H52ZM2 184H3V186H2ZM7 184V187L9 186V192H8V189L7 190H3L2 188L4 187L5 188V186L4 185H6ZM17 184V185H16ZM62 184V181H60V185ZM91 184V185H90ZM243 183H241V186L240 187H242L243 185H242ZM14 185V186H13ZM17 186H18V188H17ZM48 186V187H47ZM59 186V185H58ZM15 187H16V189H15ZM37 187V186H36ZM12 188H14V189H12ZM39 189V190H38ZM41 189V190H40ZM50 189H52V187H50L49 188V190H47V192L48 193H50L51 192V190ZM12 190V191H11ZM89 190V192L87 193V191ZM16 192L15 193V196H14V192ZM39 191H41L40 192V195H39ZM53 192H51V193H54V190H52ZM63 191H66V190H63ZM106 191H107V193H106ZM18 192H23V193H18ZM38 192V193H37ZM47 192H45L44 194L47 196L48 195V193ZM12 193V194H11ZM62 193V192H61ZM86 193H87V195H86ZM103 193V194H102ZM109 193V194H108ZM143 193V192H142ZM38 194V195H37ZM151 193L150 192H148L147 190L146 191H144V194L143 195H147L146 196V199L149 197V202L150 203H147V204H149V205H156V206H154V208L153 207H151V209H150V211L152 212L153 211V213H151V212H149V213H151V216H152V219L153 220H155L156 222L157 221H159L160 219H164V218H167V216L169 217V218H171V216H173V214H174V208L175 207H173V206H171V205H167V207H162V204L163 203H160V202H157L154 198H151L152 196L150 195ZM20 197H19V196ZM50 195H52V194H50ZM49 195V196H50ZM60 195V196H59ZM102 195V196H101ZM105 195H106V199H105ZM142 195V196H143ZM10 196V197H9ZM27 196H29L28 198H27ZM37 197V196H39V197H37V198H35V197ZM46 196H45V200H47L48 201V199H46ZM49 196H47V197H49ZM74 196H75V198L76 199H74ZM85 196V197H84ZM98 196V197H97ZM107 196H109V197H107ZM12 197H13V199H12ZM16 197V198H15ZM22 197V198H21ZM26 199H25V198ZM33 197H34V200H33ZM52 197V196H51ZM83 197V198H82ZM90 197V198H89ZM101 197V198H100ZM67 198V199H66ZM71 198H72V200H71ZM95 198H97V200L95 199ZM131 198H132V200H133V202L137 205L138 204V206H141L142 205V201H141V199L143 200V199H145V197H143V198H141L140 200H138L139 198H135V196H134V198L133 197H131V196H125L124 197V202H128V203H130L131 201ZM16 199V200H15ZM89 199V200H88ZM92 199V200H91ZM99 199H102V200H99ZM145 199V200H146ZM151 199V200H150ZM12 200H13V202H12ZM22 200V201H21ZM31 200V201H30ZM32 200H33V204H31L30 206H28L27 207V203H29L30 204V202H32ZM68 200H70V202L68 201ZM77 200V201H76ZM96 200V201H95ZM121 202H120V201ZM16 201V202H15ZM57 201V200H56ZM67 201V203H65ZM74 201V202H73ZM90 201V203H92V204H90V203H88ZM92 201V202H91ZM153 201H155L154 202V204H153ZM15 202V203H14ZM18 202V203H17ZM58 202V201H57ZM69 202V203H68ZM76 202L78 203V204H76ZM81 202V203H80ZM110 202V203H109ZM139 202H141L140 204H139ZM263 202H264V199L263 200H260V205H259V203L257 202V201H254V203H252L253 205L251 206V208H249V210L251 211V210H253L254 209V211L253 212H257V210L258 209H260V207L262 206V204H263ZM11 203H13V204H11ZM19 203H21L20 205H19ZM38 203H40V204H38ZM65 203V204H64ZM71 203V204H70ZM80 203V204H79ZM116 203V204H115ZM256 203V205H254ZM262 203V204H261ZM58 204H59V206H58ZM62 204V205H61ZM64 204V205H63ZM70 204V205H69ZM75 204H76V206H75ZM61 205V206H60ZM69 207H68V206ZM72 205V206H71ZM78 205V206H77ZM16 206V207H15ZM20 206V207H19ZM34 206V207H33ZM74 206V207H73ZM137 206V207H138ZM159 206V207H158ZM175 206V205H174ZM21 207H23V208H21ZM71 208V209H70ZM72 208H73V211L70 213V214H67V213H69L70 211H69V209L70 210H72ZM76 209V211H75V209ZM31 209V210H30ZM63 211H62V210ZM98 209V210H97ZM44 210V211H43ZM49 210V211H48ZM59 210H61L60 212H59ZM163 210V211H162ZM171 210H173L172 212H170ZM25 211V212H24ZM32 211V212H31ZM34 211V212H33ZM68 211V212H67ZM98 211V212H97ZM102 211V212H101ZM140 211V210H139ZM259 211V210H258ZM44 212L45 213H47V215H46V219H48V221H47V223H46V221H45V219H44V217H45V214H44ZM67 212V213H66ZM119 212H120V210H119ZM20 213V214H19ZM38 214V215H35V214ZM49 213V214H48ZM60 213V214H59ZM65 213L67 214V216L65 215ZM72 213H74L73 215H72ZM140 214H142L141 212H139ZM170 213V214H169ZM172 213V214H171ZM31 214V215H30ZM40 214V215H39ZM41 214H43V217H41L42 215ZM58 214L60 215V216H58ZM154 214V215H153ZM169 214V215H168ZM53 215V216H52ZM64 215V216H63ZM71 215V216H70ZM33 216H35V217H33ZM39 216V217H41V222H43L41 225H39L40 223V219H38L37 217ZM51 217L50 219H49V217ZM68 216H69V218H68ZM74 216V217H73ZM142 216V215H141ZM55 217L57 218V217H60V219H59V221H61V223L60 222H57L56 220H55ZM66 217H67V219H66ZM71 217V218H70ZM143 217V216H142ZM157 218V220H156V218ZM162 217V218H161ZM25 218V219H24ZM33 218H37V220L36 221H34V222H32V220H33ZM43 218V219H42ZM62 218V219H61ZM51 219H53L54 221H56L55 223H54V221L52 220L51 221ZM63 219H65V220H63ZM68 219H70V220H72L73 219V221H70V225H69V227L71 228H69L68 227V223H69V220ZM39 220V221H38ZM45 222H44V221ZM66 220H68V222L66 221ZM19 221H21V223L19 222ZM25 221V222H24ZM38 221V222H37ZM50 221V222H49ZM170 221H172V220H170L169 219V221L168 222H165L164 224H163V226H162V229L163 230H165L166 232H168L170 229H171V227H172V222H170ZM72 222V223H71ZM74 222V223H73ZM23 223V226L21 225ZM39 223V224H38ZM44 223H45V229H42V227H44ZM50 223H54L53 225H54V227L56 226V228H53V226H52V224H49ZM56 223H59L58 224V227H57V224ZM62 223H66V224H62ZM77 223V224H76ZM30 224V225H29ZM48 224V225H47ZM56 224V225H55ZM61 224V225H60ZM72 224V225H71ZM75 224V225H74ZM165 224H167V226L165 225ZM38 225V226H37ZM84 225V226H83ZM5 226V227H4ZM29 226H31V227H29ZM34 226V227H33ZM37 226V227H36ZM40 226H41V228H40ZM65 226H67L66 228H67V230H65L66 228H63V227H65ZM171 226V227H170ZM245 226V225H244ZM22 227H23V230H22ZM25 227V228H24ZM36 227V228H35ZM85 227V228H84ZM49 228V229H48ZM51 228V229H50ZM160 228V227H159ZM44 230L43 232L42 231H40V230ZM68 229H70V231H68ZM79 229V230H78ZM81 229V230H80ZM169 229V230H168ZM244 229H246V228H244ZM4 230V231H3ZM28 230V231H27ZM39 230V231H38ZM54 230V231H53ZM60 230H62V232L63 231H67V234H66V232H64L65 234H66V236L63 234H61V231ZM75 230L77 231V232H75ZM85 230V231H84ZM13 233H12V232ZM32 231V232H31ZM50 231V232H49ZM42 232V233H41ZM49 232V233H48ZM54 232H56L57 234H55ZM78 232H79V234H78ZM83 232V233H82ZM89 234H87V233ZM170 232V231H169ZM205 232L206 231H204L203 233V235H206L205 234ZM243 232H244V230H243ZM30 233H31V237H30ZM33 233V234H32ZM38 233H40V234H38ZM43 233H44V235H43ZM46 233H48V234H46ZM58 233H59V235H58ZM41 234H42V236H41ZM85 234V235H84ZM186 234H188L189 236V238H187V239H191V240H193V241H195V247H194V249H196V253H200V254H204V252H202V250L203 249H201V246L202 245H205V242L204 241H198L201 237H199V234L200 233H197V232H195V233H193V234H190L189 232H187L186 231ZM26 235V236H25ZM34 235L36 236V239H33V238H35L34 237ZM41 237H40V236ZM52 235V236H51ZM53 235H54V237H53ZM55 235H58L57 237V240L60 238V236H62L61 237V240H60V242H63L62 244H63V246L61 247V249L59 248V250H57L58 249V247H56V242L53 244V246H52V241H55L56 240V236ZM67 235H70V236H67ZM81 235V236H80ZM86 236V237H84V236ZM193 235V236H192ZM197 235V236H196ZM209 235V234H208ZM27 236H29V238H27ZM45 236H47V238L45 237ZM51 236V237H50ZM80 236V237H79ZM83 236V237H82ZM52 237L54 238V239H52ZM91 237V238H90ZM107 237H108V239H107ZM129 237H130V241H129ZM196 237V238H195ZM38 238H40V239H38ZM44 238H45V240H44ZM65 238V239H64ZM69 238H68V240H69ZM85 238V239H84ZM89 238V239H88ZM110 238V239H109ZM192 238H194V239H192ZM52 241H51V240ZM79 239V240H78ZM81 239V240H80ZM29 240V241H28ZM34 240V241H33ZM68 240H66V241H68ZM83 240V241H82ZM85 240V241H84ZM89 240V241H88ZM106 240V242H104ZM109 240V241H108ZM133 240V239H132ZM40 241V242H39ZM51 243H50V242ZM89 243H88V242ZM126 241V242H125ZM196 241H198V242H196ZM69 242V241H68ZM85 242V243H84ZM103 242H104V244H103ZM36 243V244H35ZM39 243V244H38ZM43 243H44V245H43ZM77 243V244H76ZM84 243V244H83ZM88 243V244H87ZM137 243H138V245H137ZM197 243V244H196ZM29 244V245H28ZM51 244V246H49V245ZM61 243H60V246L62 245ZM90 244V245H89ZM92 244V245H91ZM107 244V245H106ZM65 245V246H64ZM95 245V246H94ZM45 247L46 246V249H47V251L45 252V248H43V252H40V250L42 251V247ZM113 246V247H112ZM200 246V247H199ZM29 247V248H28ZM40 247V248H39ZM49 249H48V248ZM80 247V248H79ZM81 247H83V248H81ZM88 247H89V249H88ZM105 247H106V249H105ZM124 247V248H123ZM137 247V248H136ZM27 249V251H26V249ZM38 248V250L39 251H36V249ZM52 248V249H51ZM57 248V249H56ZM79 248V249H78ZM150 248V247H149ZM199 248V249H198ZM19 249V250H18ZM23 249V250H22ZM54 249V250H53ZM90 249H92V251L90 250ZM95 249V250H94ZM97 249H98V251H97ZM136 249V250H135ZM148 249V248H147ZM56 250H57V252H56ZM88 250H90L91 251V253H90V251H88ZM133 250V251H132ZM198 250V251H197ZM202 252H200V251ZM31 251V252H30ZM33 251V252H32ZM37 252V255H36V252ZM49 251V252H48ZM51 251V252H50ZM81 251V252H80ZM88 251V252H87ZM151 251V252H150ZM35 252V253H34ZM38 252H40L39 254H38ZM48 252V253H47ZM65 252V251H64ZM70 252V251H69ZM70 252V253H71ZM72 252V253H73ZM78 252H80V253H78ZM94 252H96V254L94 253ZM97 252H98V254H97ZM102 252V254H100ZM105 252V253H104ZM130 252V253H129ZM146 252V253H145ZM20 253H21V255H20ZM43 253V254H42ZM44 253H45V255H44ZM47 253V254H46ZM54 253H55V256L54 257H52L53 255H54ZM61 253V252H60ZM62 253H63V251H62ZM66 253L68 254V251H66ZM69 253V255L68 256H70V257H72L71 255H72V253L70 254ZM73 253V254H74ZM151 253H153V255L151 254ZM11 254V255H10ZM31 254H34V255H31ZM59 254V253H58ZM80 254V255H79ZM95 254V255H94ZM132 254V255H131ZM25 255V256H24ZM48 255V257H46ZM86 255H88V256H86ZM92 255V256H91ZM99 255H101V256H99ZM125 255V256H124ZM143 255H144V257H143ZM151 255H152V258H151ZM36 256H37V258H39L37 261H35V260H33V259H35L36 258ZM45 256V257H44ZM132 256H134V257H132ZM142 256V257H141ZM202 256V255H201ZM211 256V255H210ZM214 256V255H213ZM27 257H28V259H27ZM44 257V258H43ZM83 257V260L82 259H80V258H82ZM88 257V258H87ZM104 258V260H103V258ZM124 257H125V260H124ZM212 257V256H211ZM216 257V258H215ZM214 257V259H212V261H218V262H220V256H215ZM41 258H43V259H41ZM53 258V259H52ZM93 258V259H92ZM97 258V259H96ZM99 258V259H98ZM109 258V259H108ZM127 258H128V260H127ZM130 258V259H129ZM144 258V259H143ZM148 260H147V259ZM218 258H219V260H218ZM31 259V260H30ZM48 259V260H47ZM73 259V258H72ZM80 259V260H79ZM85 259V260H84ZM88 259V260H87ZM123 259V260H122ZM215 259H217V260H215ZM28 260H29V262H28ZM43 260L44 261H46L45 263H43ZM52 260V261H51ZM67 261H69L68 259H66ZM90 260V261H89ZM92 260V261H91ZM100 260V261H99ZM109 260V261H108ZM121 260V261H120ZM142 260V261H141ZM150 260V261H149ZM50 261V262H49ZM73 261V260H72ZM84 261V262H83ZM90 263H89V262ZM103 263H102V262ZM149 263H148V262ZM53 262H55V261H53ZM138 262V263H137ZM141 262V263H140ZM143 262V263H142ZM33 263H31V264H33ZM34 264H36V263H34ZM56 264H58L57 263V261H56ZM66 264H71L70 262L69 263H66ZM72 264H74V263H72ZM153 264V263H152ZM187 264H191V262L190 261H188V263Z\"/></svg>",
	"mask_w": 264,
	"mask_h": 264
},
{
	"label": "crops",
	"instance_id": "3",
	"mask_svg": "<svg viewBox=\"0 0 264 264\" xmlns=\"http://www.w3.org/2000/svg\"><path fill=\"white\" fill-rule=\"evenodd\" d=\"M13 86V85H12ZM0 87H2V89H1V92H0V118H2V117H6V118H9L10 119V117L13 115V113H11V109L13 110V108H11L12 106L14 107V103H13V101H14V98H13V96H14V94H13V90H11L12 89V87H11V83L10 82H0ZM24 156H22V160H23V168L25 169L26 167H29V162H28V160H27V158H28V156H25V154H23ZM21 157V156H20ZM25 157V158H24ZM24 158V159H23ZM7 160L8 162L6 163V165L8 164V165H10V160H15V159H19V156H15V154H14V152H3V153H1L0 152V167H2L3 165H5V163L4 162H2V160ZM26 160H27V162H26ZM26 162V163H25ZM14 164V163H13ZM238 183V182H237ZM239 184V183H238ZM238 184H234L235 186H233V188L234 189H236L237 188V186H238ZM254 210V209H253ZM223 216V217H222ZM224 216H226V215H224V214H221V215H219L218 216V218H216V219H218L222 224L218 227V225H219V223L220 222H218V220L215 222L214 221V218H209V217H204V218H199L198 220H197V224H206V225H210V223H211V225H214V228H215V232H214V234L212 235H210L209 233H205L206 235H208L207 237H208V242L206 243V244H208L209 245V247L211 248H214L216 251H218L216 254H218V256H220V261L221 262H218V261H211V263H209V264H216V263H218V264H238V263H240V264H245V258H242L244 255H243V252H241V251H237V252H235V253H232V252H229V251H227V249H225V247H227V246H223V247H221V243H222V241H223V236L220 234V233H218L217 231L220 229H223L222 227L224 226H228V225H234V224H236V225H234L233 227L234 228H236V230H237V228H238V230L236 231V233L237 234H235V235H237L238 237L242 234V232H243V230H244V227H246V226H248L249 224H250V221L249 222H247L248 220H247V218L248 217H246V219H245V217L244 216H233V215H231V218H230V216L228 217V219H226L227 217H224ZM233 217V218H232ZM239 217V218H238ZM241 217V218H240ZM244 217V218H243ZM223 218H224V221H222L223 220ZM204 219V220H203ZM207 219H208V221H207ZM215 219V220H216ZM240 221H239V220ZM245 219V224L243 223H241V221L242 220H244ZM206 220V221H205ZM225 220H227V222L229 221V224H226L227 222L225 221ZM200 221V222H199ZM209 221H211V222H209ZM234 222V224H231L230 222ZM239 221V222H238ZM215 222V223H214ZM223 222H224V225H223ZM217 223V224H216ZM247 223H249V224H247ZM203 224V225H204ZM241 224V225H240ZM208 225V226H209ZM243 226V227H240V226ZM245 225V226H244ZM251 225V224H250ZM249 225V226H250ZM237 226V227H236ZM249 228V227H248ZM239 229H240V232H239ZM205 231V230H204ZM247 232V230H245V233ZM244 233V232H243ZM216 234V235H215ZM220 234V235H219ZM219 235V236H218ZM222 236V237H221ZM237 236H234V241L236 240V239H238V237ZM214 237V238H213ZM214 240H213V239ZM219 238V239H218ZM210 239V240H209ZM220 241H221V243H220ZM210 243V244H209ZM214 243V244H213ZM219 243V244H218ZM235 243V242H234ZM236 244V243H235ZM215 245H217V246H215ZM204 246V247H203ZM220 246V247H219ZM205 247H208V246H205V245H202L201 246V249H203L202 250V252H205L206 251V249H204ZM219 247V250L217 249ZM222 248V249H221ZM227 251V252H226ZM223 252V253H222ZM225 252V253H224ZM229 253V254H228ZM239 253V254H238ZM241 254V255H240ZM237 255H239V256H237ZM228 256V257H227ZM237 257V258H236ZM240 260H239V259ZM244 259V260H243ZM239 260V261H238ZM233 261V262H232ZM236 261V262H235ZM235 262V263H234Z\"/></svg>",
	"mask_w": 264,
	"mask_h": 264
},
{
	"label": "built area",
	"instance_id": "4",
	"mask_svg": "<svg viewBox=\"0 0 264 264\" xmlns=\"http://www.w3.org/2000/svg\"><path fill=\"white\" fill-rule=\"evenodd\" d=\"M249 264H264V256H259V257H249ZM256 261V262H254Z\"/></svg>",
	"mask_w": 264,
	"mask_h": 264
},
{
	"label": "water",
	"instance_id": "5",
	"mask_svg": "<svg viewBox=\"0 0 264 264\" xmlns=\"http://www.w3.org/2000/svg\"><path fill=\"white\" fill-rule=\"evenodd\" d=\"M1 264V263H0Z\"/></svg>",
	"mask_w": 264,
	"mask_h": 264
}]
</instances>
